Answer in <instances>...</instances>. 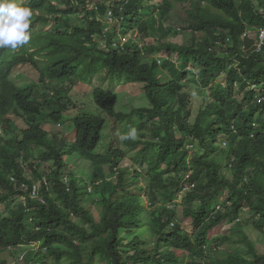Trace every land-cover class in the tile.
I'll return each mask as SVG.
<instances>
[{
    "label": "trees",
    "instance_id": "1",
    "mask_svg": "<svg viewBox=\"0 0 264 264\" xmlns=\"http://www.w3.org/2000/svg\"><path fill=\"white\" fill-rule=\"evenodd\" d=\"M92 2L29 0V42L0 48V251H17L21 264H264L244 231L253 225L264 234V44L257 50L248 36L264 27V0ZM173 15L177 29L167 25ZM127 32L148 39L121 42ZM183 32L188 39H168ZM21 64L38 80L17 86L11 75ZM101 72L141 84L147 98L125 112L116 93L92 87L89 95L123 124L132 159L119 147L94 153L101 116L75 115L68 140L42 128L74 108L65 83L90 84ZM189 76L205 89L197 108L184 90ZM67 152L102 171L83 186L72 175L65 181Z\"/></svg>",
    "mask_w": 264,
    "mask_h": 264
},
{
    "label": "rangeland",
    "instance_id": "2",
    "mask_svg": "<svg viewBox=\"0 0 264 264\" xmlns=\"http://www.w3.org/2000/svg\"><path fill=\"white\" fill-rule=\"evenodd\" d=\"M57 1V0H56ZM155 1V0H152ZM29 0H23V3H27ZM97 0H93L92 3H96ZM179 14H182V12H178ZM178 16H174L173 22L167 23L170 25H173L174 29H177L180 26L179 21L176 20ZM33 16L31 17V20H33ZM182 19V17H179L178 20ZM102 21L106 23V27L110 28L112 25H114V20L108 17H102ZM258 34V30H252L248 32V36L251 38L256 39ZM170 33L168 36V39H183L186 40L189 37V34L187 32H183L181 35H177ZM181 37V38H180ZM125 39H122L121 42L126 40H134L136 39L137 44L143 45L146 43L148 38H143L142 36H133L131 32H127L124 35ZM256 44H257V40ZM160 62V61H159ZM174 63L177 64L178 67L181 65V58L175 57ZM39 78V72L36 71L34 68H32L29 65L21 64L18 65L15 69L13 74L11 75V79L17 86H25L27 83H30L32 81H36ZM120 75L115 73H105L101 72L100 74L93 77L90 84H83L80 80H75L74 84L65 83L63 85L64 88L71 87V90L69 92V96L67 99H69L74 104V108L71 104H68L71 111H69L67 114L63 116L62 124H54L50 121L42 123V128L49 132L51 135H56L60 138L69 139L73 136L74 133V125H73V118H75V115L80 114H86V115H96L101 116L106 120V126L103 130V138L102 141L99 143L98 147L94 151L95 154L99 153H105L110 148H121L124 149L128 156L127 158H134L135 150L131 148H127L122 143V137H123V124L119 123L118 121L108 117L103 113L100 109H98L93 103L89 101V95L91 93L92 87H99L103 88L105 90H109L112 93H116L115 96V102H116V108L118 111H125L130 112L134 108H139L143 105H146L148 103L147 98L145 94L142 91V85L139 83H128L124 81L123 79L119 81ZM117 80L119 82H117ZM223 76H220L217 78V81L224 82ZM188 86L184 89L185 92L189 93L191 98V103L195 108L200 106L201 98L204 94L205 89H201L199 87L200 79L197 76H189L186 79ZM126 82V83H125ZM91 85V86H90ZM241 97V95H240ZM64 100V102H67ZM77 115V116H78ZM12 120H14V124L17 127H24L25 123L24 120L21 118H16L14 116H10ZM127 126L124 127V133H128L130 129H125ZM132 129V128H131ZM145 140L150 141L151 136H144ZM225 137L220 136L219 144L223 148H227L228 144L225 142ZM64 162L67 164L65 168V174L67 176V180H70V176L72 175L78 186H83L85 182L88 183L87 180H89L90 172L93 170L102 171L101 167H91L89 164V161L83 160L78 158L76 155H71L67 152V156L64 157ZM130 164L129 160H124L122 162V165ZM105 171L107 172V167H105ZM109 174V173H108ZM108 181L115 180V175L109 174L107 175ZM141 182V180H139ZM142 201H144V197H142ZM5 210L4 206L0 207V212L2 213ZM94 214L96 215L95 209H93ZM178 218L182 221L185 230L188 232H192L193 228L191 226L190 220L188 218H185L182 214L181 210H178L177 213ZM247 219L249 217V212H247ZM229 229V226H224ZM228 231V230H227ZM246 234L249 236V238L255 243L256 249L259 252H264V234L261 230L257 229L253 225H248L245 230ZM229 245H223L220 248V251H225L226 249H229ZM238 248H240L242 251L245 252L246 248L245 246L238 244ZM5 259L6 264H21V256L17 254V251H13L9 255L6 251H0V260Z\"/></svg>",
    "mask_w": 264,
    "mask_h": 264
},
{
    "label": "clouds",
    "instance_id": "3",
    "mask_svg": "<svg viewBox=\"0 0 264 264\" xmlns=\"http://www.w3.org/2000/svg\"><path fill=\"white\" fill-rule=\"evenodd\" d=\"M32 9L23 0H0V48H17L30 40ZM136 136L133 130L129 137Z\"/></svg>",
    "mask_w": 264,
    "mask_h": 264
},
{
    "label": "built area",
    "instance_id": "4",
    "mask_svg": "<svg viewBox=\"0 0 264 264\" xmlns=\"http://www.w3.org/2000/svg\"><path fill=\"white\" fill-rule=\"evenodd\" d=\"M256 39H257L256 47H257V50H259L261 48V46L264 44V27L262 29L258 30V34H257V38ZM259 101H260V99H259ZM64 180L68 181L67 177H65ZM31 196L34 197V198L38 197V186L37 185H34L32 187Z\"/></svg>",
    "mask_w": 264,
    "mask_h": 264
}]
</instances>
